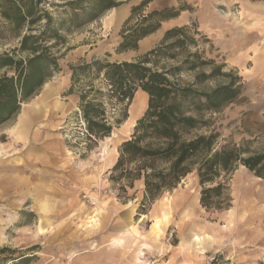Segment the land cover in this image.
<instances>
[{"label": "rangeland", "instance_id": "374dc122", "mask_svg": "<svg viewBox=\"0 0 264 264\" xmlns=\"http://www.w3.org/2000/svg\"><path fill=\"white\" fill-rule=\"evenodd\" d=\"M123 1L68 36L66 46L59 52L64 68L23 103L17 116L0 126V264H22L19 262L22 255L29 257L28 264H163L174 249L183 251L184 246H190L189 240L186 239V244L184 241L187 223L181 227L176 222L168 227L162 224L171 219L168 209L172 207V197L186 191L183 203L192 207L193 216H187L189 210L182 213L178 210L174 219L183 221L188 217L196 231L215 234L212 250L204 252L207 264H264L263 179L258 180L245 166L239 165L231 175L220 178L227 185L230 206L222 210L207 209L200 202L202 186L195 165L175 189L164 191L154 201H144V178L120 177L123 168H113L121 144L132 138L137 120L147 108V95L138 91L129 105L114 104L107 96L104 78H94L91 83L104 92L101 98L111 120L115 122L127 113L120 124L114 123L112 134L96 144L86 136L79 107L80 88L90 85V80H81L74 93L64 96L72 84V67L96 59L139 60L162 42L168 29L185 26L190 37L187 50H180L177 58L161 59L159 67H173L188 52H199L203 59H213L214 65H222L223 72L241 76L246 96L244 102L221 112H204L202 116L209 120V125L192 131L190 136L214 132L218 134L216 147L249 142L253 152L264 150V71L246 72L244 69L253 64L252 58L233 59L235 52L222 37L203 31L204 10L197 6L201 4H195L199 1L182 0V4L192 5L188 10L192 15L179 18L177 24L162 21L153 36L139 41L138 48L120 50L125 33L141 24L144 16L163 9L153 0L133 11L142 0ZM236 6L228 10L221 3L216 5L220 23L242 21ZM156 20L150 19L146 24ZM17 44L15 39L0 41V52ZM212 66L186 71L174 78L182 83L194 82L197 73L209 72ZM227 82V77L216 76L198 87L211 90ZM139 98L143 103L140 109L134 107ZM27 105H34L37 110L26 137L18 138L12 128ZM133 111H136L134 115ZM127 167L134 169L135 163L124 169ZM84 195L95 204L91 205ZM106 198L111 201L102 215H97L100 224L94 228L90 226V222L96 221L93 214L100 211ZM130 215L131 226L127 220ZM156 221H159V233L162 231L159 237L151 236L157 235L153 231ZM128 228L134 233L138 228V234H133L136 238L106 246L105 235Z\"/></svg>", "mask_w": 264, "mask_h": 264}, {"label": "trees", "instance_id": "16d2710c", "mask_svg": "<svg viewBox=\"0 0 264 264\" xmlns=\"http://www.w3.org/2000/svg\"><path fill=\"white\" fill-rule=\"evenodd\" d=\"M153 0H142L133 8L137 11ZM154 10L144 16L141 24L124 34L120 50L136 49L139 41L154 33L161 22L177 17L192 5ZM123 0H0V41L15 39L17 45L0 52V126L20 112L23 103L35 96L64 65L61 49L75 30L96 21L107 11L118 7ZM156 18L153 23L146 22ZM188 27L168 29L162 42L136 61L110 62L100 59L71 68L72 84L64 93L76 91L81 80L102 76L107 96L114 104L129 105L138 91L147 95V108L137 120L131 139L120 147L114 170L120 177L134 175L144 178V201L156 200L164 191L175 189L197 165L202 186L200 202L207 209L222 210L230 206L227 185L220 178L231 175L239 165L264 180V150L253 152L249 142L226 143L216 147L218 134L191 132L209 125L204 112H221L227 107L244 102L242 77L223 72L222 65L213 59H203L199 52H188L173 67H159L161 59L177 58L180 50H187ZM213 65L209 72H199L194 82H179L174 77L202 66ZM216 76L228 82L211 90L199 88ZM80 109L86 136L93 144L109 137L114 123L127 117L111 120L103 91L93 83L80 88ZM135 168L124 166L134 164ZM145 206V203H143ZM22 255L19 262L29 263Z\"/></svg>", "mask_w": 264, "mask_h": 264}, {"label": "crops", "instance_id": "0c3cea01", "mask_svg": "<svg viewBox=\"0 0 264 264\" xmlns=\"http://www.w3.org/2000/svg\"><path fill=\"white\" fill-rule=\"evenodd\" d=\"M160 5L159 7H177L178 0H156ZM195 4L200 6L202 11L204 10L203 18H201V26L203 27V31L207 32L209 35H214L217 37H222L220 39L225 40L227 47L230 48L231 51L235 52L232 54L234 58H252L253 64L250 67L245 68L246 72L254 73V72H263L264 71V0H198ZM168 2V3H167ZM221 3L225 5L228 10H231L235 5H237V10L239 12L240 21L236 23L235 20L230 23H220L219 16L217 13V7ZM204 4V5H203ZM201 11V10H200ZM190 16L191 11L184 10L177 17L170 18L168 20L174 21L175 23L181 17ZM192 15V14H191ZM186 16V17H187ZM167 20H164V22ZM177 24V23H176ZM175 24V25H176ZM160 29V28H159ZM158 29V30H159ZM157 30V31H158ZM157 31L150 34L148 37L153 36ZM145 38V39H147ZM233 43L232 46L229 45ZM235 61H233V64ZM241 66V65H240ZM242 67V66H241ZM27 132L24 137H26ZM258 180H262L257 177ZM178 192V194L172 197V207L168 210L170 212L171 219L166 224V227L172 224V222H176L177 226H184L186 223L188 224L187 228L184 229V241L186 244V239L189 240L190 246L185 247L183 251H178V249H174L169 254V258L163 262V264H207L205 259L206 255L204 252L208 250H212L213 244L216 243L215 234L210 232H199L192 228L191 221L186 217L183 221L175 220L174 213L185 212L189 210L187 216L192 217V207L190 205H186L183 203L184 196L188 193ZM197 200V198H196ZM111 201V198H106L102 202V206L100 207V211L95 212L93 215L96 218V221L90 222L94 228L100 224V219L97 217L98 214L102 215L107 204ZM179 210V211H178ZM178 211V212H177ZM192 211V212H191ZM175 213V214H176ZM232 215V212H231ZM92 216V215H91ZM144 217V215H143ZM129 220L130 226L133 225V218L131 215L127 217ZM192 220V219H191ZM129 226V228H130ZM163 227V226H162ZM121 230L119 232H110L109 235H105V243L106 246H115L113 245L114 241L120 239V243L122 241H129L132 237L136 238L137 236L133 234H138V228H136L137 232L134 233L131 230ZM163 230V229H162ZM162 232V231H161ZM161 232L157 235L151 236H160ZM143 238V237H142ZM143 239H140L142 241ZM196 240V241H195ZM210 246V247H209ZM113 248V247H112ZM180 248V247H179ZM108 250H116L108 247ZM117 251V250H116ZM119 251V250H118Z\"/></svg>", "mask_w": 264, "mask_h": 264}, {"label": "bare ground", "instance_id": "6f19581e", "mask_svg": "<svg viewBox=\"0 0 264 264\" xmlns=\"http://www.w3.org/2000/svg\"><path fill=\"white\" fill-rule=\"evenodd\" d=\"M142 105L143 103L141 101V98H139L135 101L134 107L140 109ZM36 110L37 108L34 105H27L25 109H23V111L20 113L16 126L12 128L13 132L18 138H24L26 132L28 131V126L32 120L33 113ZM135 112L136 111H133L132 114L134 115ZM159 230H160L159 221H156L153 226V231L158 234ZM119 243H120L119 240H115L113 245L117 246Z\"/></svg>", "mask_w": 264, "mask_h": 264}, {"label": "built area", "instance_id": "2783aa9c", "mask_svg": "<svg viewBox=\"0 0 264 264\" xmlns=\"http://www.w3.org/2000/svg\"><path fill=\"white\" fill-rule=\"evenodd\" d=\"M84 197L86 198V200L91 204H95V201H93L90 197H88V195H84ZM215 258H212V260H214Z\"/></svg>", "mask_w": 264, "mask_h": 264}]
</instances>
